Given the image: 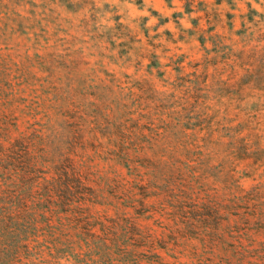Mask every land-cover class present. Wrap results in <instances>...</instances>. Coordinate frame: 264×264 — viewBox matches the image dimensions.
I'll use <instances>...</instances> for the list:
<instances>
[{"label":"rangeland","instance_id":"obj_1","mask_svg":"<svg viewBox=\"0 0 264 264\" xmlns=\"http://www.w3.org/2000/svg\"><path fill=\"white\" fill-rule=\"evenodd\" d=\"M0 264H264V0H0Z\"/></svg>","mask_w":264,"mask_h":264}]
</instances>
